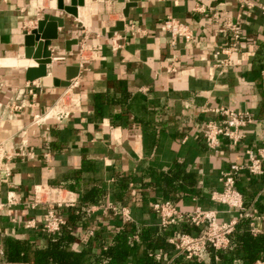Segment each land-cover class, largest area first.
<instances>
[{
	"label": "crops",
	"instance_id": "obj_1",
	"mask_svg": "<svg viewBox=\"0 0 264 264\" xmlns=\"http://www.w3.org/2000/svg\"><path fill=\"white\" fill-rule=\"evenodd\" d=\"M83 2L73 17L57 8L58 0H0V144L12 156L8 176L0 167V264H34V249L53 235L42 231L49 208L64 219L69 209L88 208L74 234L79 251L89 239L108 245L118 218L159 227L152 208L159 201L183 213L214 211L218 222L235 223L233 237L244 229L253 248L235 241L223 256L232 258L226 264L264 263V174L242 170L235 179L245 207L258 218H242L211 199L223 189L222 173L246 165V151L264 148V0H251V8L236 0H200L203 13L194 11V0ZM44 15L62 19L63 26L56 40L40 47L39 56L51 59L46 75L28 81L27 70L37 65L25 56V37ZM166 17L187 24L193 39L172 46L160 30ZM223 17L241 26L239 50L226 65L219 64L224 56L213 57L227 43L216 34ZM117 24L122 29L114 31ZM83 33L89 52H97L85 60L79 55ZM60 55L65 60H52ZM75 65L77 76L66 81ZM170 65L177 72H167ZM204 107L250 114L236 147L221 140L218 150L208 148L203 123L222 120ZM50 111L66 116L35 123ZM39 188L55 193L35 204ZM94 190L102 193L98 203L83 204ZM200 231L193 227L190 234ZM10 243L18 247L12 251ZM202 260L210 263L208 251ZM215 264L222 259L215 257Z\"/></svg>",
	"mask_w": 264,
	"mask_h": 264
},
{
	"label": "built area",
	"instance_id": "obj_2",
	"mask_svg": "<svg viewBox=\"0 0 264 264\" xmlns=\"http://www.w3.org/2000/svg\"><path fill=\"white\" fill-rule=\"evenodd\" d=\"M196 6L194 11L204 12V7L200 4V0H194ZM241 8H251L253 3L251 0H236ZM131 30L135 31L133 27ZM160 30L168 34L170 44L174 46L179 40L190 42L193 39V33L190 27L174 18L166 17L160 24ZM217 35L227 38V43L220 47L213 53V57L217 58L219 55L225 59L219 62L220 65L230 63L229 57L239 50V42L241 38V26L238 21H233L228 17H223L221 28L216 31ZM114 38L117 35L114 34ZM86 33H83L82 39L79 41V55L82 59H90L96 56V51L89 52L86 43ZM117 47H119L117 45ZM96 52V53H95ZM65 55H60L52 58L54 61L65 60ZM167 72L175 73L177 69L174 65L167 68ZM72 87L77 85L75 80H72ZM1 87V85H0ZM12 110H17L19 106L11 105ZM204 113H211L222 120L219 124L214 120H207L203 123L202 137L211 150H218L221 145V140H226L233 147H236L243 139L241 130L252 123L250 114L246 111H238L225 107H204ZM66 116L63 113L48 112L43 118L35 120L38 124L43 120L55 117L61 120ZM247 164L246 165H232L229 170L221 174L220 181L223 184V189L220 192H213L211 199L221 205L226 206L228 209L237 210L239 216L242 218H255L259 217L257 211L254 209L246 208L242 194L235 188V179L239 172L246 170L251 175L264 174L262 164L264 161V148L258 149L256 152L251 150L246 151ZM12 161V156L5 152L2 144H0V167L6 171V176L9 175V169L6 167ZM54 190L46 188H39L36 190L34 203L40 202L43 196H51ZM62 203L57 202V206ZM67 207H72V203H65ZM2 205L0 204V208ZM154 212L158 216V226L161 228L179 227L182 224H188L193 227L200 228L201 231L198 235L181 234L178 237L169 239V243L174 247L178 254H184L186 258H199L203 259L208 251V247L214 251H221L225 249L229 243V235L233 231L234 222L220 223L217 221V216L214 211H206L196 208L190 213H183L178 211L171 202L159 201L152 206ZM109 209H115L109 206ZM32 221L28 222V226L32 225ZM65 224V219L58 215L53 208H49L42 219V231L46 234H54L58 232L60 227ZM1 254V253H0ZM156 259H161V252L155 254ZM256 264H264L257 262Z\"/></svg>",
	"mask_w": 264,
	"mask_h": 264
},
{
	"label": "trees",
	"instance_id": "obj_3",
	"mask_svg": "<svg viewBox=\"0 0 264 264\" xmlns=\"http://www.w3.org/2000/svg\"><path fill=\"white\" fill-rule=\"evenodd\" d=\"M102 193L94 190L82 199V203H98ZM57 213V210L54 208ZM86 206H80L76 209H69L65 217V224L60 227L58 232L53 235L45 236V245L35 248L33 251L34 264H205L199 258H186L184 254H179L172 258L174 247L169 243L172 237H178L181 234H190L193 226L182 224L179 227H146L134 224L118 218L113 224L114 234L108 245L97 242V238L89 239L79 250H75L74 244L76 237L74 234L81 230V224L84 217L89 212ZM58 215H60L58 213ZM247 219H242L240 224L244 225ZM248 233L242 229V232L233 237L229 235V244L224 252H215L208 247L210 263L215 264V257L222 259L223 264L231 261L223 256L226 250L235 241L247 243L246 246L253 248L249 244ZM253 241V240H252ZM18 246L16 243H10L9 248L13 251ZM11 251V252H12ZM10 252V253H11ZM161 252V259H156L155 254ZM9 257V256H8ZM253 256H249V261ZM10 259H14L10 256Z\"/></svg>",
	"mask_w": 264,
	"mask_h": 264
},
{
	"label": "water",
	"instance_id": "obj_4",
	"mask_svg": "<svg viewBox=\"0 0 264 264\" xmlns=\"http://www.w3.org/2000/svg\"><path fill=\"white\" fill-rule=\"evenodd\" d=\"M84 5L83 0H58L57 8L65 13L77 17V7ZM130 7V6H129ZM127 17V10L124 12ZM63 26V20L54 16L44 15L43 18L36 23V27L25 37V56L27 59H34L36 68H29L26 72V79L33 81L46 75V65L51 63V59L39 56L40 47L43 41H54L58 37L57 28ZM122 29V24H117L114 31ZM38 45V53H34V46ZM78 74V66L75 65L67 69L66 81H70Z\"/></svg>",
	"mask_w": 264,
	"mask_h": 264
}]
</instances>
